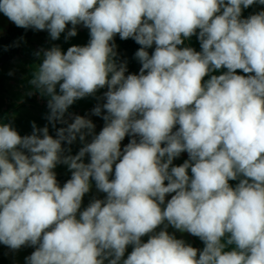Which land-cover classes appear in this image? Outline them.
<instances>
[{"label":"clouds","instance_id":"1","mask_svg":"<svg viewBox=\"0 0 264 264\" xmlns=\"http://www.w3.org/2000/svg\"><path fill=\"white\" fill-rule=\"evenodd\" d=\"M254 4L264 0H0L17 27L57 40L82 24L90 35L66 53L42 50L29 81L49 97L48 122L67 127L53 137L33 122L21 136L0 122V244L33 247L25 264H264V11L242 18ZM117 34L141 46L139 74L117 62ZM194 35L200 51L178 47ZM105 87L92 109L105 122L99 134L84 116L67 123L75 101ZM78 137L83 147L65 155ZM182 152L189 158L172 166ZM58 164L71 171L63 187ZM90 179L106 196L79 211Z\"/></svg>","mask_w":264,"mask_h":264},{"label":"rangeland","instance_id":"2","mask_svg":"<svg viewBox=\"0 0 264 264\" xmlns=\"http://www.w3.org/2000/svg\"><path fill=\"white\" fill-rule=\"evenodd\" d=\"M14 25V23H12L2 12H0V38L7 33L10 26ZM71 27L66 28L65 32L61 33L59 39L57 40H52L48 31H45L44 34L38 33L35 37L24 44L20 54L14 60L6 62L0 66V122L11 123V125L20 135H30L33 131V122H35L38 128H43L45 125H47L49 128V134L53 137L56 136V130L60 128L59 125H67L57 122L56 127L54 128L48 122L46 117L49 113V109L47 107L49 97L46 95L42 96L40 92L29 83V81L32 78L33 71L42 60V50L49 49L53 46H59L61 51L66 53L67 49L71 46L87 45L90 40L89 29L82 25L76 26L77 35L75 37L65 39L67 32L69 29H71ZM115 37L120 38L118 34ZM38 51L41 52L40 57L35 55V53ZM106 91L107 88L105 87L100 89L95 96H88L75 101L73 105L69 107L64 119L67 121V123H71L75 115L84 116L95 122L94 134H99V132L104 127L105 122L101 117L93 115L92 109L98 103L102 104L105 102L102 97L103 93ZM57 92H59L58 85ZM29 93L31 94L29 95ZM103 114L105 113L102 112V115ZM129 138L132 139V137L126 136L121 142V150H123L124 146L127 145ZM137 138L138 137H136V139ZM91 140L92 135H88L86 136L83 143L91 142ZM137 141L139 140L137 139ZM83 143L78 137L77 140L71 145L64 147L66 149L65 155H76L80 148L83 147ZM68 149H70V151H67ZM84 162H89V157L87 155L84 158ZM114 170L115 164L113 165V171ZM53 171L56 174V178L71 177V171L67 165L58 164L53 169ZM90 184V191L83 197L79 211H83L85 208H87L89 203L94 199L102 200L106 196L105 193H102L96 189L95 183ZM167 201L168 198L165 196V204L162 205V207L166 206ZM77 218H79V212L77 213ZM164 228V224L158 226L154 230V233L143 236L141 238L142 242H147L151 235L164 230ZM166 230L176 239L182 240L181 235H184V232L176 230L171 225H168ZM34 250L35 249L33 247L24 246L19 250L13 251L7 246L0 244V251L5 254V259L11 264H25V258L29 256ZM132 250V245L127 246L123 259H126ZM105 264H107V261H105Z\"/></svg>","mask_w":264,"mask_h":264},{"label":"trees","instance_id":"3","mask_svg":"<svg viewBox=\"0 0 264 264\" xmlns=\"http://www.w3.org/2000/svg\"><path fill=\"white\" fill-rule=\"evenodd\" d=\"M82 25V24H80ZM69 23L66 28L71 27ZM83 26V25H82ZM46 30L38 31L34 29H24L17 27L16 25L10 26L7 33L0 38V66L6 62L14 60L21 52L24 44L35 37L38 33L44 34ZM114 43L116 45L117 52V62L126 61L127 62V74H139L141 68L140 62L136 59L135 53L141 47L133 39L129 38L122 40L120 38L114 37ZM149 54L155 50V45L147 49ZM93 122V121H92ZM95 123V122H93ZM178 128V126H177ZM175 130V129H174ZM63 147H67V143L62 144ZM164 145L162 144V147ZM114 178V171L110 175V179ZM59 186L63 187L71 177H60L56 178ZM90 183H95L94 180L90 179Z\"/></svg>","mask_w":264,"mask_h":264},{"label":"crops","instance_id":"4","mask_svg":"<svg viewBox=\"0 0 264 264\" xmlns=\"http://www.w3.org/2000/svg\"><path fill=\"white\" fill-rule=\"evenodd\" d=\"M260 11H264V5H260V4H254L250 7H248L247 9H244L242 11V18H247L248 16L252 15V14H256ZM184 46H190L193 47L196 51H200V43L199 40L197 39V36H192L190 37L188 40L185 41L184 45L178 46V47H184ZM226 71V69H221L218 72H215L213 74H223V72ZM237 74H241L244 75V73H242L241 70H237ZM210 77H205V81L207 79H209ZM65 125H59V127H64ZM67 126V125H66ZM65 126V127H66ZM26 134H22L21 136H24ZM139 140V137L137 138ZM188 157V153L187 152H182L180 154L179 157L174 158L173 160V164L172 166H180L184 163L185 160H187ZM171 167V166H170ZM189 176H191V171L190 169L188 170ZM230 185L232 187H235L238 183H239V179L237 180H232L229 181ZM165 184H167V181H165ZM174 195V193H169L166 194V197L168 198V200L171 199V196ZM182 240L186 243L191 245L192 247L198 249V250H203L204 248V243L196 236L191 235L190 233L184 232V235H181ZM5 254L0 251V264H11L8 260L5 259Z\"/></svg>","mask_w":264,"mask_h":264},{"label":"built area","instance_id":"5","mask_svg":"<svg viewBox=\"0 0 264 264\" xmlns=\"http://www.w3.org/2000/svg\"><path fill=\"white\" fill-rule=\"evenodd\" d=\"M129 139H130V138H129ZM129 139H128V141H127V144H128V143H129V141H130Z\"/></svg>","mask_w":264,"mask_h":264}]
</instances>
